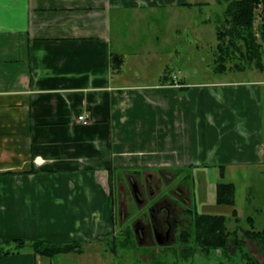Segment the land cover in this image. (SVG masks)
<instances>
[{
  "label": "crops",
  "instance_id": "1",
  "mask_svg": "<svg viewBox=\"0 0 264 264\" xmlns=\"http://www.w3.org/2000/svg\"><path fill=\"white\" fill-rule=\"evenodd\" d=\"M163 1L0 0V264H52L32 243L113 235L144 173L211 170L264 225V59L247 79L133 82L135 28Z\"/></svg>",
  "mask_w": 264,
  "mask_h": 264
},
{
  "label": "rangeland",
  "instance_id": "2",
  "mask_svg": "<svg viewBox=\"0 0 264 264\" xmlns=\"http://www.w3.org/2000/svg\"><path fill=\"white\" fill-rule=\"evenodd\" d=\"M175 1L169 4L170 2L164 0L161 8L147 11L145 17L138 23V27L135 28L141 34V43L137 42L138 45L133 43L132 47H140V50L136 52L138 56L134 59L129 58L125 65V72L131 76L133 82L158 83L163 74L170 78L177 76L188 84H203L235 78L247 79L256 75L248 71L257 69L254 62L241 64L242 61L235 58L227 62L226 72L220 73L213 69L214 53L218 44L217 25L221 24L216 19L224 18L223 12L228 0H180L179 3ZM260 24L261 18L257 14L253 24V30L257 36ZM137 32L133 33L137 35ZM262 52L264 54V45ZM237 66L244 68L236 70ZM186 171L188 170L177 174L176 180L168 185L161 184L158 176L153 175L151 183L160 187L155 190L153 201L157 200L167 188H173L179 180L190 175L191 179L181 184L182 193L190 198V210L225 216L227 231L236 232L238 237L245 241L244 252L252 256L258 264H264V251L261 244L256 240L243 238L244 232L251 229L250 220L253 221L256 232L264 226L259 218L260 212L252 206H246L243 209L239 208L235 216H232L235 205L233 208L215 203L214 182L217 176L211 170L199 167L192 172ZM144 174H141L143 176L140 178H135L136 181L142 182L148 173ZM132 189V187L128 188L131 192ZM130 194H122V203L116 204L113 235H106L101 230L98 238L81 242L82 255L62 254L55 257L52 264H219L221 262L247 264L242 258L243 250L240 252V249L234 248L232 243L228 246L227 253L217 251V253H211L210 257H205L197 252L187 260L176 251L179 248H177L178 245L165 248L159 245L143 247L138 245L133 234L130 245L127 246L125 233L127 230H132L133 216L127 215L125 218V212L134 210L135 214L141 215L147 209V205L139 209L138 203L131 200ZM237 198L239 203L241 195L238 194ZM105 218L106 212L103 210L97 212L95 217L96 220H101L102 225L105 223ZM113 240L116 244L112 243ZM63 241L62 244H68L78 240L69 237Z\"/></svg>",
  "mask_w": 264,
  "mask_h": 264
},
{
  "label": "trees",
  "instance_id": "3",
  "mask_svg": "<svg viewBox=\"0 0 264 264\" xmlns=\"http://www.w3.org/2000/svg\"><path fill=\"white\" fill-rule=\"evenodd\" d=\"M224 10V18L216 19L221 24L217 25L218 44L215 51L214 71L224 73L227 70V62L232 58L240 59L242 63H255L256 67L261 64L264 45V0H228ZM259 14L261 24L258 36L253 30V24L256 15ZM112 61L116 62L117 69L122 63L120 56H114ZM119 63V64H118ZM118 64V65H117ZM220 170V174L222 173ZM191 179L190 175L182 178L186 183ZM215 203L233 207L235 205V187L231 183H218L215 187ZM191 214L190 225L182 230L178 235V249L182 257L187 260L192 258L195 253H200L205 257H210L211 253H227L229 245L239 248L242 252V258L247 264H258L252 256L244 252V240L238 237L236 232L227 231V218L223 215L204 214L189 210ZM193 213V214H192ZM236 210L232 211L235 216ZM251 229L243 234V238L256 240L261 244L264 251V226L260 231H255L253 224ZM132 231L125 233L126 245H130ZM130 238V239H128ZM20 246L23 241L18 242ZM113 244L116 242L113 240ZM32 250L35 254L43 257L53 258L57 255L75 253L82 254V245L78 242L68 244H43L39 242L32 243ZM0 253V257L7 255ZM219 264H225L224 262Z\"/></svg>",
  "mask_w": 264,
  "mask_h": 264
},
{
  "label": "flooded vegetation",
  "instance_id": "4",
  "mask_svg": "<svg viewBox=\"0 0 264 264\" xmlns=\"http://www.w3.org/2000/svg\"><path fill=\"white\" fill-rule=\"evenodd\" d=\"M157 176L161 184L168 185L176 180L172 174L159 172ZM151 181L150 174L143 178L142 182H137L135 178L130 179L133 188L132 192L130 191L131 200L138 203L139 209L146 205L147 209L141 215L135 214L134 210L125 212L124 217L133 216L131 231L138 245L143 247L159 245L162 248L178 245L179 233L187 229L191 221L190 198L181 190V184L184 182L179 180L173 188H167L157 200L153 201L155 190L160 187L153 185ZM134 188L139 199L134 198Z\"/></svg>",
  "mask_w": 264,
  "mask_h": 264
},
{
  "label": "built area",
  "instance_id": "5",
  "mask_svg": "<svg viewBox=\"0 0 264 264\" xmlns=\"http://www.w3.org/2000/svg\"><path fill=\"white\" fill-rule=\"evenodd\" d=\"M174 79L176 80V77H174ZM174 85L176 87L180 86V84L177 81L174 82ZM77 121L83 125H87V124H89V117L85 114H82V115L77 117Z\"/></svg>",
  "mask_w": 264,
  "mask_h": 264
},
{
  "label": "water",
  "instance_id": "6",
  "mask_svg": "<svg viewBox=\"0 0 264 264\" xmlns=\"http://www.w3.org/2000/svg\"><path fill=\"white\" fill-rule=\"evenodd\" d=\"M133 195H134V198H136V199H139V197H138V195H137V192H136V189L134 188V190H133ZM158 239V238H157ZM158 243H159V241H158Z\"/></svg>",
  "mask_w": 264,
  "mask_h": 264
}]
</instances>
